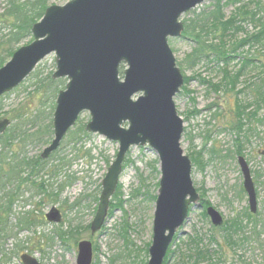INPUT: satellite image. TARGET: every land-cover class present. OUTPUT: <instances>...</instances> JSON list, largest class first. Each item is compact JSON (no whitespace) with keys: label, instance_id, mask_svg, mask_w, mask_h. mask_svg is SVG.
Wrapping results in <instances>:
<instances>
[{"label":"rangeland","instance_id":"374dc122","mask_svg":"<svg viewBox=\"0 0 264 264\" xmlns=\"http://www.w3.org/2000/svg\"><path fill=\"white\" fill-rule=\"evenodd\" d=\"M70 1L47 0V6L61 7ZM221 4L226 19L238 7L230 0H222ZM214 7L215 0H206L182 15L179 21L183 27L189 21L198 24ZM245 29L251 30L248 26ZM28 41L25 40L20 47L28 45ZM168 45L183 79H190L186 86L183 83L173 99L183 121L181 149L190 161V155L201 153L202 169L191 161L192 184L200 199L202 197L222 216L223 226L212 227L209 219L201 216L202 209H191L188 221L171 246L175 254L167 264H177L178 257L188 250L196 237L217 253L214 262L206 260L201 264H264V158L258 154L264 150V129H260L259 139L253 138L242 148V157L249 167L256 191L257 210L252 215L242 187L238 156L234 154L235 134L230 130L234 119V93L214 91L206 84L208 81L212 85L220 82L218 68L221 64L217 67L203 59L196 62L189 58L195 48L189 38L169 39ZM236 63L230 64L229 70L232 71ZM55 71V56L50 54L17 88L0 97V121L10 123L3 134L10 131L20 134L12 143L6 162L20 158L22 154L30 161L40 159L42 151L52 141L57 94L68 82L66 78L53 79ZM89 120V113L82 112L57 150L42 160L43 170L39 177L30 178L36 184L44 183L45 193L36 194L32 183H23L19 189L13 183L4 191L0 190V203L4 205L8 201V197L5 198L7 193L15 191L16 194L8 214L1 215L4 222L0 224V264H23L20 259L23 255L35 259L38 264H76L77 245L82 241L92 246L91 264H141L143 260L148 261L155 208V201L150 198L157 195L160 178L157 156L147 147L130 148L123 162L127 166L123 168L114 192L124 200V212L119 209L110 213L113 195L104 225L92 235L89 227L98 205L95 198L100 195L102 180L115 159L118 144L97 134L86 133L84 127ZM39 130L42 131V144L34 140L21 142L23 133L32 135ZM71 133L76 135L75 142L71 141ZM140 185L143 189L132 198L133 191ZM52 207L61 214L58 224L45 220V214ZM248 215L251 220L247 219ZM25 218L35 221V226L27 228L22 225ZM236 218L242 220L246 228L239 234L231 232L236 244L229 247L224 241L229 227H224ZM124 223L130 227L126 244L121 236ZM59 233L64 234L62 239ZM211 236L216 244L209 242Z\"/></svg>","mask_w":264,"mask_h":264},{"label":"water","instance_id":"95a60500","mask_svg":"<svg viewBox=\"0 0 264 264\" xmlns=\"http://www.w3.org/2000/svg\"><path fill=\"white\" fill-rule=\"evenodd\" d=\"M204 1L72 0L61 7L50 6L31 29L33 41L15 51L0 68V97L17 88L50 54H54L56 64L52 78L68 80L56 98L53 139L42 151V160L57 150L85 111L90 115L85 131L118 144L101 183L89 227L92 235L105 223L130 148L147 147L157 156L160 178L147 264H163L188 221L189 211L203 209L192 184L191 161L180 145L183 121L173 99L184 79L168 40L181 37L184 27L179 19ZM120 66L124 67L122 77ZM9 124L8 120L0 121V135ZM258 154L264 158V150ZM237 164L253 215L257 199L249 167L241 156ZM205 213L212 227L223 226L215 209L209 206ZM45 219L58 224L61 214L52 207ZM77 250L76 264L92 263L89 242H79ZM20 259L23 264H38L27 255Z\"/></svg>","mask_w":264,"mask_h":264},{"label":"trees","instance_id":"16d2710c","mask_svg":"<svg viewBox=\"0 0 264 264\" xmlns=\"http://www.w3.org/2000/svg\"><path fill=\"white\" fill-rule=\"evenodd\" d=\"M230 2L238 4V7L227 19L222 14V0H215L214 10L206 15L200 23L189 21L184 25L181 38H189L195 44L189 58H193L196 62L203 59L217 67L221 64V67L218 68L221 74L220 82L216 85H212L209 81L203 82L214 91L223 90L234 93L232 103L234 119L230 130L235 134L234 154L242 157L244 143H250L253 138L259 139L260 129H264V0H230ZM47 7V0H0V68L25 40L29 39L27 44L32 42L31 29L43 17ZM246 26L251 30H246ZM210 36L211 39H208ZM234 62H237V67L235 66L231 71L229 65ZM123 70L124 67L120 66V77L123 75ZM189 81L190 79L184 77V86ZM241 82L243 84L239 88L238 85ZM19 135L12 131L9 134L0 135V190L4 191L8 185L13 183L17 186L16 189H19L23 183H32L36 194L38 192L45 193L44 183L36 184L30 180L32 176L39 177V173L43 170L42 160L37 158L30 161L22 154L20 158H11L6 162V155L11 152L12 143L17 141ZM42 137L40 130L32 135L23 133L21 142H29V140L33 142L34 140L37 144H42ZM70 137L73 142L77 140L75 133H71ZM190 158L195 167L203 168V163L200 160L201 153L192 154ZM125 166L127 163L123 165V168ZM142 189V185L135 189L132 198L138 195ZM9 193L5 195L6 199L8 197L6 205L0 203V217L8 214L14 202L15 191ZM119 196L116 192L114 200L110 204V213L119 209L124 212V200ZM150 199L155 201L156 196ZM95 201L97 202L98 199L95 198ZM200 204L203 207L201 216L207 218L205 210L209 207V203L201 197ZM3 216L0 218V224L4 222ZM247 219L251 220V215H248ZM227 223L224 228H229L224 241L231 247L236 244L231 232L239 234L246 227L238 218ZM24 224L28 228L35 226V221L25 218L22 219V225ZM129 229L130 227L124 223L121 236L125 240V244L128 242L127 232ZM63 235V233H59L61 239ZM209 238H211L210 243L216 244L213 236ZM244 241L243 239L242 242ZM147 253L145 254L147 255ZM174 254V250L169 248L163 264H167ZM216 254V251L209 250V247L196 237L190 242L188 250L178 257L177 264H201L206 260L211 263L214 262ZM141 262V264H147L145 260Z\"/></svg>","mask_w":264,"mask_h":264},{"label":"flooded vegetation","instance_id":"af4514ba","mask_svg":"<svg viewBox=\"0 0 264 264\" xmlns=\"http://www.w3.org/2000/svg\"><path fill=\"white\" fill-rule=\"evenodd\" d=\"M45 217V216H44Z\"/></svg>","mask_w":264,"mask_h":264}]
</instances>
